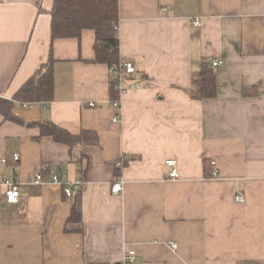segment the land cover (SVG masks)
Wrapping results in <instances>:
<instances>
[{
  "label": "crops",
  "instance_id": "obj_1",
  "mask_svg": "<svg viewBox=\"0 0 264 264\" xmlns=\"http://www.w3.org/2000/svg\"><path fill=\"white\" fill-rule=\"evenodd\" d=\"M51 7L0 0V175L22 187L7 205L0 185V264H264V0H118L119 61L140 86L117 91L119 109L111 70L92 62L94 33L51 43ZM50 51L52 100L19 104ZM205 67L216 93L194 100ZM43 121L97 143L40 136ZM57 170L62 186L33 183Z\"/></svg>",
  "mask_w": 264,
  "mask_h": 264
},
{
  "label": "trees",
  "instance_id": "obj_2",
  "mask_svg": "<svg viewBox=\"0 0 264 264\" xmlns=\"http://www.w3.org/2000/svg\"><path fill=\"white\" fill-rule=\"evenodd\" d=\"M50 15V40L79 38L84 30L94 33V59L93 63L105 64L112 74L109 93L111 103L118 98L116 90V69L119 65L118 32L119 21L118 0H52ZM54 60L51 51L46 63L28 79L14 94L13 99L19 104L47 103L53 96L52 65ZM208 67V65H206ZM205 67L192 87L186 91L194 100L213 98L217 84L212 70ZM255 89L243 88L244 96L255 95ZM40 136L51 137L55 142L68 146L85 143L96 145L97 134L92 131H81L78 135L49 122L36 124ZM79 212L72 208L67 222H77ZM65 232L70 230L65 228Z\"/></svg>",
  "mask_w": 264,
  "mask_h": 264
},
{
  "label": "built area",
  "instance_id": "obj_3",
  "mask_svg": "<svg viewBox=\"0 0 264 264\" xmlns=\"http://www.w3.org/2000/svg\"><path fill=\"white\" fill-rule=\"evenodd\" d=\"M191 24L195 27H199L200 22L198 20H194L191 22ZM221 62L219 61H213L212 67H217L220 65ZM136 73V69L132 66L129 62H121L117 66L116 69V90L119 92V95L124 93L127 90H133V89H139L140 86L138 84H125L128 81H130L134 74ZM27 106V104H25ZM112 107L115 109L120 108V100L117 99L116 101L111 103ZM89 107L93 106V103L88 104ZM113 122H117L118 118L113 117ZM13 161L17 162L19 160V155L17 153H13L10 157ZM8 157L6 155L0 154V166L6 165L8 162ZM167 168H168V179L176 180L179 178V174L176 168V162L174 160H167L165 162ZM213 165V163H211ZM60 174L61 171L57 170L54 173L50 175L48 179H44L42 173H37L35 175L33 183L36 185L47 183V184H55V185H61L60 180ZM0 185L4 188V202L7 205H13L19 202L22 196V187L19 184V182L13 180L9 177H4L0 175ZM123 190V182L121 179H118L116 182L113 183L111 187V193L112 194H119ZM64 194L67 197H70L72 192L68 185H64ZM236 202L243 201V196L237 195L235 197ZM135 252L133 250H129L127 253H125V262H132L134 258Z\"/></svg>",
  "mask_w": 264,
  "mask_h": 264
}]
</instances>
